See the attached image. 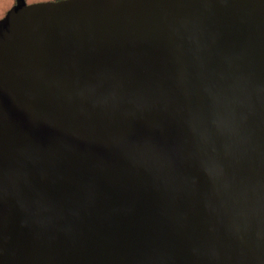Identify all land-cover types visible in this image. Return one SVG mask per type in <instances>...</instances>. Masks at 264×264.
I'll return each instance as SVG.
<instances>
[{
	"label": "water",
	"instance_id": "water-1",
	"mask_svg": "<svg viewBox=\"0 0 264 264\" xmlns=\"http://www.w3.org/2000/svg\"><path fill=\"white\" fill-rule=\"evenodd\" d=\"M0 264H264V0H14Z\"/></svg>",
	"mask_w": 264,
	"mask_h": 264
},
{
	"label": "rangeland",
	"instance_id": "rangeland-1",
	"mask_svg": "<svg viewBox=\"0 0 264 264\" xmlns=\"http://www.w3.org/2000/svg\"><path fill=\"white\" fill-rule=\"evenodd\" d=\"M27 3L52 1V0H25ZM14 4V0H0V18L5 15L9 8Z\"/></svg>",
	"mask_w": 264,
	"mask_h": 264
}]
</instances>
